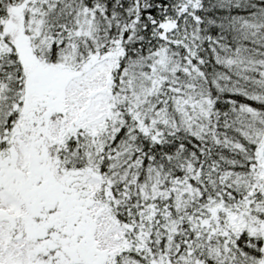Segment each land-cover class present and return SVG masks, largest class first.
Listing matches in <instances>:
<instances>
[{
    "label": "snow or ice",
    "instance_id": "obj_1",
    "mask_svg": "<svg viewBox=\"0 0 264 264\" xmlns=\"http://www.w3.org/2000/svg\"><path fill=\"white\" fill-rule=\"evenodd\" d=\"M0 264H264V0H0Z\"/></svg>",
    "mask_w": 264,
    "mask_h": 264
}]
</instances>
